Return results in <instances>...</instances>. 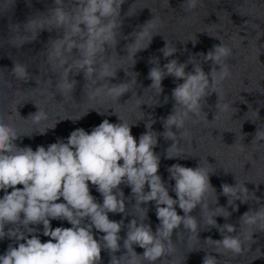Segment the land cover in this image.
Masks as SVG:
<instances>
[{"label":"water","instance_id":"1","mask_svg":"<svg viewBox=\"0 0 264 264\" xmlns=\"http://www.w3.org/2000/svg\"><path fill=\"white\" fill-rule=\"evenodd\" d=\"M73 2L65 0L66 10ZM54 7V0H0V119L16 130L21 138L16 143L35 150L38 145L47 146L66 139L77 128L91 131L103 119L119 122L118 116L133 125L132 134L138 140L146 131L145 125L150 123L158 140L154 151L160 156L159 174L170 185L169 194L175 198L171 191L175 182L168 179L167 171L175 163L206 169L215 188V192L210 190L205 195L207 207L203 220L200 208L193 210L192 215L200 224L198 231L189 232L181 226L171 237L173 250L166 251L156 264H202L206 253L216 256L218 264H264V257L256 259L264 252V230L260 229L259 222L242 227L239 223L246 211L259 207L255 197L264 204V139H253L257 130L264 132V0H199L197 7L190 10H187L186 0H125L119 18L123 24L119 29L121 34L116 37L118 42L106 46V51L95 58L93 75L84 79L74 63L79 57L75 50L67 57L68 64L73 65L68 79L76 81L71 93H62L57 87L67 65L48 59L53 42L64 35V30L55 28L50 21V10ZM150 19L156 23L155 29L149 28L153 33L151 43L146 36L134 45L136 34ZM166 42L177 49L167 59L161 51ZM221 42L232 49V54L223 61L231 74L215 85V91L211 84L208 86L207 96L200 99L198 111H188L181 129L172 128L180 151L179 154L168 153L172 141L160 134L164 131V120L172 112L171 92L176 83L183 81L165 77L161 93L149 87V70L156 63L155 59L163 67L168 60L183 63L194 57L193 62L206 73L215 70L214 74L218 75L219 66L201 53L207 54ZM133 47L140 48L134 57L129 55ZM105 63L116 70L111 80L99 75ZM14 65H23L27 76L21 78L13 70ZM185 70L192 71V64ZM121 82L128 83V93L118 99L109 97L108 89ZM97 88L101 89V95L90 99L89 94ZM225 104L227 109L223 107ZM37 110L46 118L34 121L32 114ZM185 110L181 106V112ZM167 154L174 158H166ZM237 182L249 190L247 203L222 193V184ZM121 188L126 198V212L109 213V219L124 220L120 232L122 245L129 221L140 213L132 206L135 200L131 199V189L124 185ZM90 191L102 202V196L94 187L90 186ZM230 198L234 201L232 205H228ZM141 206L148 208L144 223L155 231L159 221L154 202ZM177 211L183 215L178 207ZM210 216L215 217L217 226L226 223L236 226V231L228 235H239L245 249L242 254L226 253L222 248L218 254L219 246L213 242L222 236L217 226L207 222ZM51 223L53 228L71 226L66 221ZM249 231L255 243L246 239ZM100 235L103 234L97 233V237ZM209 237L210 240L206 239ZM40 238L42 242L49 239L42 235ZM10 243L14 241L0 240V254ZM133 247L138 254L144 251L139 246ZM125 251L121 247L116 255ZM109 260L108 252L102 250L101 264H109Z\"/></svg>","mask_w":264,"mask_h":264},{"label":"clouds","instance_id":"2","mask_svg":"<svg viewBox=\"0 0 264 264\" xmlns=\"http://www.w3.org/2000/svg\"><path fill=\"white\" fill-rule=\"evenodd\" d=\"M124 3L125 0H74L72 7L66 10L65 0H54L50 21L55 28H62L64 35L53 42L48 59L57 61L61 66L67 65L57 85L62 93H71L76 84L75 79H68L73 65L68 64L67 57L73 50L79 53L74 63L87 80L95 73V58L106 51V46L118 42L116 37L121 34L119 29L123 21L119 18ZM198 3L199 0H186L187 10L195 9ZM43 28L41 23L40 29ZM149 28H156L153 19L148 20L143 30L136 34L134 45L146 36L151 43L153 33L149 32ZM138 51L139 47H133L129 55L134 57ZM161 51L167 59L177 49L166 42ZM201 54L219 66L218 75L214 74L215 70L206 73L193 62L194 57L183 63L176 59L168 60L163 67L155 59L156 63L149 70V87L161 93L165 77L183 81L176 83L171 92L174 101L172 112L164 120V131L160 134L172 141L168 153L175 151L179 154L180 151L172 128L181 129L188 111H198L199 101L207 96L208 86L211 84L215 91V85L231 74L223 63L232 54L230 47L221 42L207 54ZM189 63L192 64V71L185 70ZM13 70L21 78L27 76L23 65H14ZM115 74L111 64L105 63L99 75L111 80ZM128 91V83L121 82L113 84L107 95L118 99ZM99 95L101 89L97 88L89 94V98ZM216 95L219 99V92ZM181 106L186 110L181 112ZM223 107L227 109L228 105ZM32 117L36 122L46 118L39 110ZM118 121L112 123L103 119L91 131L77 128L66 139H58L47 146L38 145L33 150L31 146H19L16 141L21 138L16 130L0 119V192L3 193L0 195V240L8 238L14 241L0 254V264H101L102 250L108 252L109 264H142L143 261L156 264L166 251L173 250L171 237L181 226L189 232L198 231L200 224L192 215L193 210L199 207L203 220L207 207L205 195L210 190L215 192L208 171L199 165L195 168L179 163L171 165L167 171L168 179L175 182L171 186V191L175 193L173 198L169 194L170 185L159 174L160 156L154 151L158 140L151 124L145 125L146 131L137 140L132 134L133 125L119 116ZM253 139H264V132L257 130ZM166 158L174 157L167 154ZM121 185L131 189V199L135 200L132 206L140 213L129 221L122 245L120 232L124 220L109 219V213L126 212V198ZM90 186L102 196V202L92 195ZM221 188L226 197H235L241 203H247L249 190L246 186L237 182L235 185L222 184ZM255 199L259 207L246 211L239 223L242 227L259 222L260 229L264 230V204L259 203V197ZM151 202H154L159 221L155 231L150 224L144 223L148 218V208L141 206ZM233 203L231 198L228 199V205ZM177 207L183 215L178 214ZM53 220L66 221L71 226L53 228ZM207 222L217 226L213 216ZM217 228L222 236L213 242L219 246L218 254L220 248L235 255L244 252L239 235H228L236 231L235 225L226 223ZM97 233L103 235L97 237ZM41 235L49 239L42 242ZM252 236L249 231L246 239L255 243ZM133 245L142 248L143 253H136ZM121 247L126 251L117 256ZM262 257L264 252L256 259ZM202 264H218V259L206 253Z\"/></svg>","mask_w":264,"mask_h":264}]
</instances>
